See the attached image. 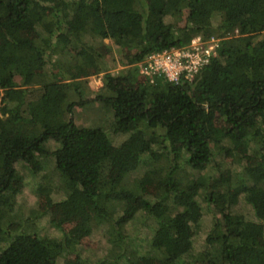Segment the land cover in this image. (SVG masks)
Returning a JSON list of instances; mask_svg holds the SVG:
<instances>
[{
  "label": "trees",
  "instance_id": "obj_1",
  "mask_svg": "<svg viewBox=\"0 0 264 264\" xmlns=\"http://www.w3.org/2000/svg\"><path fill=\"white\" fill-rule=\"evenodd\" d=\"M196 37L219 44L192 80L133 79L149 55ZM105 40L125 58L117 75L86 69ZM98 73L100 92L84 98L79 80ZM95 102L109 129L75 123ZM21 164L57 178L59 237L12 223ZM94 229L107 246L95 264H264V0H0V264H91L81 247Z\"/></svg>",
  "mask_w": 264,
  "mask_h": 264
},
{
  "label": "rangeland",
  "instance_id": "obj_2",
  "mask_svg": "<svg viewBox=\"0 0 264 264\" xmlns=\"http://www.w3.org/2000/svg\"><path fill=\"white\" fill-rule=\"evenodd\" d=\"M98 53H100V57L102 58V62L99 60H95V55L93 52H89L87 54V59L89 61L85 62L86 69L88 72H93L97 69H101L102 66L107 68V72L111 73L112 75H117L121 70H124L126 66H124L125 58L123 57L122 52H119V49L114 46V44L109 41L105 40L103 44L97 47ZM136 77V79H135ZM131 79V77H130ZM136 81H142V78L139 76V73H134V78ZM134 80V81H135ZM80 86L83 88V96L87 99H92L98 94L103 86V73H98L95 75H91L87 79H81ZM39 93L38 91L32 89L29 91V95H34ZM30 98V97H28ZM74 120L75 123L79 126L88 127V126H102L103 128L109 129L110 124H112V113L106 110L99 102H95L94 104L87 105L85 107H78L74 110ZM111 136V141L113 145L116 146L123 140L121 136H112L111 133H108ZM219 158V162L221 161V157ZM224 161V162H223ZM218 162V163H219ZM39 166V163H38ZM37 167V166H36ZM234 167L232 163V156L227 152L226 158L219 164V174L220 178L224 181L229 180L231 176V169ZM231 168V169H230ZM217 169V168H216ZM18 173L22 177V189L17 197V217L16 220L11 217L12 223L18 221V223L22 222L23 228L26 230L27 226L31 227L32 223L34 224V228L36 227L37 230L34 231L39 232L41 235H48L51 237H59L60 233L55 230L51 222L60 221L61 217L58 212L53 210L52 204L53 202H58L62 199L61 195L58 194V190L56 188L59 187V182L57 178L52 175L44 177L45 172L40 171L37 176H33L30 172L28 165H18L17 166ZM49 169L47 168L46 174H48ZM218 171V170H217ZM215 174V172H213ZM201 174V173H200ZM138 174L133 175L131 178L137 177ZM51 186L52 194L46 195L44 191H39L37 188ZM53 188H55L53 190ZM144 195L147 199L154 197L158 192L159 188L156 186L145 188ZM47 196V197H46ZM49 197V198H48ZM243 208V207H242ZM210 209L214 212L213 206ZM244 209V208H243ZM246 209V208H245ZM240 209V203L235 204L233 210L242 211V213L247 214L246 210ZM48 210L50 211L48 214ZM29 220V225L25 220ZM50 221V222H49ZM74 222L70 224L63 225V230L67 231ZM142 229V233L148 234L149 229L141 225L138 221L134 222L132 225V229ZM204 239L205 234L203 231L199 232L196 236L193 244V254L198 256L204 249ZM105 239L99 229H94L92 235L89 238H86L82 242L81 251L83 256L89 259L91 264H95L98 259L102 258L104 253L106 252L105 247ZM63 264V263H62ZM66 264H77L73 257H70ZM200 264V263H197Z\"/></svg>",
  "mask_w": 264,
  "mask_h": 264
},
{
  "label": "built area",
  "instance_id": "obj_3",
  "mask_svg": "<svg viewBox=\"0 0 264 264\" xmlns=\"http://www.w3.org/2000/svg\"><path fill=\"white\" fill-rule=\"evenodd\" d=\"M218 44L214 37L208 40L196 37L186 49L149 55L139 65L138 73L150 83L154 78L162 77L173 85H179L183 80H192L201 68L208 65L216 55Z\"/></svg>",
  "mask_w": 264,
  "mask_h": 264
}]
</instances>
